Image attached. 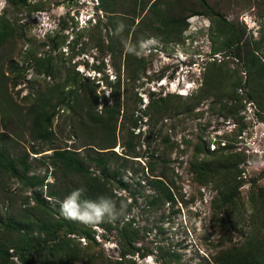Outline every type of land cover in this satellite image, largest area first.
Returning <instances> with one entry per match:
<instances>
[{
    "label": "rangeland",
    "instance_id": "374dc122",
    "mask_svg": "<svg viewBox=\"0 0 264 264\" xmlns=\"http://www.w3.org/2000/svg\"><path fill=\"white\" fill-rule=\"evenodd\" d=\"M116 1L131 5V0ZM180 1L175 14L184 15L186 25L178 40L148 35L136 41L133 26L143 19L139 17L144 10L132 13L129 8L124 13L123 5H115V11H100L97 0H24L16 5L0 0V141L11 154L25 155L29 173H45V180L52 179L49 145L83 153L87 142H112L100 150H106L109 168H117V178L126 184L123 189L113 185L112 191L118 205L126 204L124 218L135 228L130 245L116 226L92 224V238L78 235L71 242L77 254L72 264H112L125 247L130 251L124 256L132 260L125 264H162L164 256L172 264L264 259V227L250 230L247 215L249 188L264 185V110L257 115L255 104L244 97V87L234 86L240 96L235 109L234 100L224 95L236 77L245 76L235 54L241 55L245 45L231 43L211 52L220 39L213 33L214 23L208 15L191 13L203 9L199 1ZM206 1L235 23L240 42L261 36L264 2ZM112 22L116 27L120 23L121 31L114 33L108 49ZM133 41L138 44L131 52L127 48ZM46 63L49 73L36 72ZM217 63L226 76L221 96L207 86ZM64 79V89L85 90L94 111L99 112L103 100L117 102L113 129L92 126L81 108L56 105L48 137L30 138L27 110L35 98L31 86L54 92L53 84ZM230 159L236 166L229 174L217 169L203 181L196 180L190 168L203 162L214 167ZM152 177L168 185L171 200H161L149 183ZM235 184L230 204L213 205L218 189ZM44 191L42 187L41 197L51 212L59 211V201ZM30 194L13 176L0 175V238L13 235L1 222L30 205ZM11 259L10 264H33L15 255Z\"/></svg>",
    "mask_w": 264,
    "mask_h": 264
},
{
    "label": "trees",
    "instance_id": "16d2710c",
    "mask_svg": "<svg viewBox=\"0 0 264 264\" xmlns=\"http://www.w3.org/2000/svg\"><path fill=\"white\" fill-rule=\"evenodd\" d=\"M23 1L12 0L15 5ZM197 1L203 6V9L193 10L191 13L208 15L211 23H214V35L220 36L217 46L211 45V52L219 47L227 48L231 43L236 45L243 43L245 45L241 55L235 53L242 60V66L245 70L244 78L241 80V77H236L232 83V88L224 93L222 89L224 81L222 82V78L225 79L226 76L221 74L219 71L220 65L217 63L218 65H216L214 70L215 73L207 76V81L209 80L207 86L215 89L216 95L221 96L224 93L227 99L230 101L234 100V109L239 106L240 99V96L235 92L234 86L244 87V97L255 104L258 115V110H264V25L263 32L258 39L240 42L234 22L223 19L218 10L208 4L206 0ZM260 1L264 2V0ZM122 3L116 0H97L96 7L100 11L102 9L107 12L115 11V5H123V10L121 11L124 13L129 8H131L132 13L136 9L138 12L144 10L139 17V19H143L137 20L139 22H136L133 26L134 40L136 39V41L148 35H153L160 41L168 39L178 40L181 36V31L186 25V21L183 20L184 15L175 14V11L181 7L180 0H131V5ZM145 5H147L146 9L144 8ZM129 21L132 22L131 20ZM112 24V33L109 34V44H107L108 49L111 47V38L115 35L114 33L121 31L119 30L120 23L118 27L114 25L115 23L112 22ZM1 27H3V24H1ZM212 41L216 40L212 39ZM136 43L133 41L127 50L133 52L138 44ZM124 54L127 60L129 54L126 52ZM36 72L49 73L48 63L36 70ZM65 84V79L58 85L53 84L55 87L54 92L39 91L31 86V90L35 92V98L28 107L27 115H29L30 119L28 134L32 140L46 139L51 133L49 123L56 105L81 108L84 118L92 126L101 127L106 131L113 129V113L117 111V102L107 103L103 100L99 112L94 111V105L93 107L90 106L89 96H87L83 88L67 87V89H64ZM0 93H2L1 89ZM0 143V175L7 173L9 176H13L24 188L30 190L31 194L28 198L32 202L21 209V211L13 213V217L9 215L2 220L1 225L14 233L12 236L0 238V264H10L12 255H15L21 262L28 260V262H33V264H72V258L76 257L77 254L76 248L73 247L71 242L77 239L78 235L92 238L91 232L93 230L91 225L66 219L61 215L60 209L59 211L52 210L54 212L52 213L51 209L53 208L45 203L41 197L42 187H45L44 193L47 196L55 197L59 202L63 201L71 191L77 188H84V197L91 200H96L100 196H109L115 200L116 197L112 191L113 185L123 189L126 184L117 178L119 172L117 168H109L110 157L106 150H100L103 147L110 146L112 142L107 141V144L110 143L109 145L100 144L96 146L87 142L81 147L83 153L79 149L65 147L56 149L49 145L48 148H51V152L47 156L51 166V180L44 179L45 173H29V163L26 161L25 155L20 157L11 154L7 151L5 141L1 140ZM92 147L96 149L94 150ZM204 164L203 162L190 165L196 180L203 181L207 176L211 177L217 169H225L229 174L231 169L236 166V162L233 159L214 167L205 166ZM149 183L161 196L162 201L165 202L172 199V193L168 185L164 184L159 178L152 177L149 179ZM236 188L237 184L218 189L217 197L215 196L212 199L213 205L215 204L219 208L230 204L237 192ZM248 200L251 205V211L247 213L252 221L250 230L264 227V185L256 186L255 189L251 186L248 190ZM118 220L123 221L121 225L116 223ZM95 225L106 228L116 226L119 235L127 244L129 243L128 245L134 238L135 228H131L130 219L124 218V214L116 220L105 218L104 222ZM126 251H130V249L125 247V249L120 250V258H114L112 264H125L124 260L127 263L131 262L132 260L129 257L126 258L124 256ZM33 254L34 256H32ZM160 261L162 264H172L170 258L165 256ZM237 264H264V259L248 258L239 261Z\"/></svg>",
    "mask_w": 264,
    "mask_h": 264
},
{
    "label": "clouds",
    "instance_id": "9594fccd",
    "mask_svg": "<svg viewBox=\"0 0 264 264\" xmlns=\"http://www.w3.org/2000/svg\"><path fill=\"white\" fill-rule=\"evenodd\" d=\"M84 192V188H77L60 201L61 215L72 221L92 225L104 222L105 218L116 220L124 214L127 206L123 202L118 205L109 196H100L96 200H91L84 197Z\"/></svg>",
    "mask_w": 264,
    "mask_h": 264
}]
</instances>
